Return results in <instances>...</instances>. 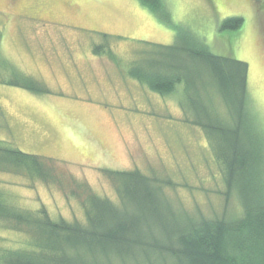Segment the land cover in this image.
Wrapping results in <instances>:
<instances>
[{
  "label": "rangeland",
  "instance_id": "1",
  "mask_svg": "<svg viewBox=\"0 0 264 264\" xmlns=\"http://www.w3.org/2000/svg\"><path fill=\"white\" fill-rule=\"evenodd\" d=\"M165 1L168 11L157 15L140 0H0L6 61L0 58V83L7 82L0 84V142L53 160L43 164L51 175L46 180L0 173V189L15 210L83 222L92 194L131 215L137 208L118 198L114 177L105 172L138 171L154 179L175 211L239 216L235 196L225 200L205 136L182 122V85L161 96L127 71L141 59L139 50L172 45L178 28L189 27L215 54L248 65V89L264 129V0ZM229 17L242 18V26L220 30ZM99 45L104 52L97 55ZM16 76L32 80V91L9 85ZM5 224L0 220V251L25 248L29 234Z\"/></svg>",
  "mask_w": 264,
  "mask_h": 264
},
{
  "label": "trees",
  "instance_id": "2",
  "mask_svg": "<svg viewBox=\"0 0 264 264\" xmlns=\"http://www.w3.org/2000/svg\"><path fill=\"white\" fill-rule=\"evenodd\" d=\"M140 1L157 15L168 11L165 0ZM242 23L225 18L219 29L236 31ZM150 45L128 65V76L161 96L183 88L182 122L205 136L225 200L235 196L239 216L208 219L175 211L154 179L138 171L105 172L114 177L118 198L136 211L130 215L120 203L90 194L83 222L17 211L0 189V220L29 234L25 248L0 251V264H264V129L250 97L248 65L215 54L189 27L178 28L172 45ZM93 52L103 53V45ZM16 77L8 84L32 91V80ZM50 161L0 142V173L46 180L51 175L43 164Z\"/></svg>",
  "mask_w": 264,
  "mask_h": 264
},
{
  "label": "flooded vegetation",
  "instance_id": "3",
  "mask_svg": "<svg viewBox=\"0 0 264 264\" xmlns=\"http://www.w3.org/2000/svg\"><path fill=\"white\" fill-rule=\"evenodd\" d=\"M250 1H253V2L257 5L258 2H260L261 0H250ZM256 9H259V10L261 11V13H263V12H262V6L259 5V6L256 7ZM260 11H258V13H260ZM260 23H261V22H260Z\"/></svg>",
  "mask_w": 264,
  "mask_h": 264
}]
</instances>
